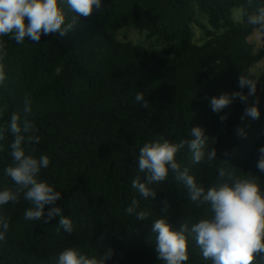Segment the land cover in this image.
Masks as SVG:
<instances>
[{
  "label": "trees",
  "instance_id": "1",
  "mask_svg": "<svg viewBox=\"0 0 264 264\" xmlns=\"http://www.w3.org/2000/svg\"><path fill=\"white\" fill-rule=\"evenodd\" d=\"M66 23L76 15L61 0ZM264 0H102L101 9L88 17L77 16L75 27L64 36L41 35L39 42L27 38L21 44L8 36L5 43V80L0 82V190L14 187L4 174L12 164L14 136L8 131L11 116L35 125L38 143L27 145L29 153L50 158L41 169L61 198L55 205L73 222L72 233L57 232L59 216L50 222L24 219L32 207L23 196L2 206L9 230L0 241V264H58L67 248L75 247L89 257L110 252L105 264H163L156 251L153 221L165 217L174 230L189 228L209 215L208 205L196 207L187 198L182 182L170 173L168 180L150 185L155 199H145L131 184L139 172L138 152L145 142L160 136L171 142L191 139V129H204L209 138L205 151L216 149V160L194 164L185 146L176 156L197 183L206 189L221 183L219 167L246 177L259 178L264 190V172L256 167L259 148L264 147V74L256 79V92L239 98L220 112L210 106L212 97L243 92L239 77L264 60L262 44L255 50L248 42L255 29L247 23ZM241 13L234 21L233 11ZM206 18L208 27L196 15ZM202 31L204 41H194L192 26ZM131 27L165 46L158 57L140 45L118 42L116 34ZM253 78V77H252ZM143 92L149 108L135 100ZM31 101V112L25 100ZM258 99V119L245 117V109ZM227 118L221 121L220 117ZM244 128L245 136L237 135ZM227 153V155H225ZM226 161V162H222ZM148 219L138 221L126 208L133 199ZM167 207V211H165ZM185 264H212L203 258L194 234H188ZM255 264H264V256Z\"/></svg>",
  "mask_w": 264,
  "mask_h": 264
},
{
  "label": "clouds",
  "instance_id": "2",
  "mask_svg": "<svg viewBox=\"0 0 264 264\" xmlns=\"http://www.w3.org/2000/svg\"><path fill=\"white\" fill-rule=\"evenodd\" d=\"M68 8L75 13L71 22L66 23V14L61 0H0V37L8 36L21 44L27 38L39 42L41 35L58 32L60 36L70 32L77 23V16L88 17L93 10L101 9L102 0H66ZM247 23L264 33V6L247 16ZM6 55L5 43L0 39V60ZM5 80L4 66L0 63V82ZM257 81L250 75L242 73L239 77L241 88L247 86L249 92L224 93L212 97L210 106L214 112H220L229 106L234 99L247 101L256 92ZM135 100L145 109L150 106L143 92H137ZM258 99L245 109V117L258 119L260 112ZM25 112H31V101L25 100ZM226 116H221V121ZM19 116L13 114L8 124V131L14 136L10 144L12 164L4 169L14 187L0 190V208L9 202L17 203L20 197L30 202L32 207L24 212V219L30 221L50 222L59 216L57 232L72 233L73 222L70 217L62 215L60 207H50L45 215V205H55L61 198L46 180L40 178L41 169L48 168L50 158L41 155L37 158L28 154L27 145L39 142L37 131L30 121H24L21 127ZM5 130L0 129V141L5 139ZM191 139L171 142L160 136L154 141L145 142L138 152L139 172L145 174L144 182L139 177L132 180L131 186L145 199H155L156 191L150 187L168 180L170 173L177 183L182 182L187 190L188 200L196 207L208 205L209 215L191 225L183 223L180 229L174 230L165 217L153 221L152 231L156 233V251L163 264H185L188 261V234H194L196 244L201 249L204 259L212 264H255L257 257L264 256V190L259 178L251 173L246 177L227 172L223 164L219 167L221 183L207 189L190 174L187 167L181 168L177 154L187 146L192 152V162L211 164L217 153L213 147L205 151L208 137L204 129L197 126L191 129ZM237 135L245 136L244 128L237 129ZM259 159L256 167L264 172V147L259 148ZM227 155V153H225ZM226 162V161H222ZM138 201L134 198L126 212L135 215L138 221L148 219L147 211L137 212ZM167 211V207H165ZM9 230V220L0 214V241H4ZM110 252L101 257H89L77 248H67L59 254L58 264H105Z\"/></svg>",
  "mask_w": 264,
  "mask_h": 264
},
{
  "label": "rangeland",
  "instance_id": "3",
  "mask_svg": "<svg viewBox=\"0 0 264 264\" xmlns=\"http://www.w3.org/2000/svg\"><path fill=\"white\" fill-rule=\"evenodd\" d=\"M241 18V13L238 10L233 11V19L236 22H239ZM197 21L205 27H208L206 18L203 15L197 14L196 15ZM193 34H194V41L197 44H201L204 41V37L202 31L197 26H192ZM116 40L118 42H128L132 45H140L154 53L158 57H163V50L165 48L160 42L156 41L155 39H148L144 33H139L132 29L131 27H126L121 29L116 34ZM248 42L254 45L255 50L258 49L261 44V36L257 30H254L251 36L248 38ZM264 74V60L256 64L251 69V75L254 80L258 79L259 77Z\"/></svg>",
  "mask_w": 264,
  "mask_h": 264
}]
</instances>
